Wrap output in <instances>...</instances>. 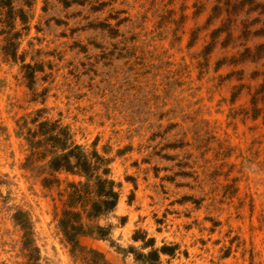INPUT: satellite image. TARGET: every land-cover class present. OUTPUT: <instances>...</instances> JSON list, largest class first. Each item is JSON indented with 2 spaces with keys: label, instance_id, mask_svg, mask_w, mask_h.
<instances>
[{
  "label": "rangeland",
  "instance_id": "obj_1",
  "mask_svg": "<svg viewBox=\"0 0 264 264\" xmlns=\"http://www.w3.org/2000/svg\"><path fill=\"white\" fill-rule=\"evenodd\" d=\"M11 4L12 23L0 0V264H32L18 210L38 264H264V0ZM15 32L12 58L1 48ZM39 109L106 160L118 192L98 220L109 236L81 250L57 223L83 178L61 170L44 187L48 157L19 127Z\"/></svg>",
  "mask_w": 264,
  "mask_h": 264
},
{
  "label": "trees",
  "instance_id": "obj_2",
  "mask_svg": "<svg viewBox=\"0 0 264 264\" xmlns=\"http://www.w3.org/2000/svg\"><path fill=\"white\" fill-rule=\"evenodd\" d=\"M2 4L7 8L6 15L12 23L15 12L11 0H2ZM18 11L21 21H24L23 11ZM17 35L15 32L6 38L5 45L1 48L6 56L15 58L17 44L14 38ZM23 67L28 69L25 77L29 79L30 84L33 83L34 69L29 64H24ZM42 111L37 110L35 116L29 120L32 127L27 126L26 119L22 120L19 127L23 128L29 147L40 150L42 158L48 157L44 166L49 171V177L44 176L41 179L44 187H49L53 181H57L54 173L61 170L83 178L68 184L70 191L57 223L64 241L73 252L84 249L80 243L82 237L106 239L109 236L111 226L101 225L98 220L115 208L118 192L114 189V181L107 175L109 169L106 160L95 151L85 152L72 140L68 129L57 120L40 119ZM13 218L23 230V247L28 250L27 255L32 259V264H38L37 247L32 243V228L27 214L18 210ZM88 252L92 257H103V254L94 248H88Z\"/></svg>",
  "mask_w": 264,
  "mask_h": 264
}]
</instances>
